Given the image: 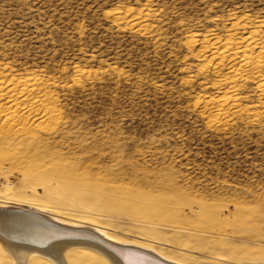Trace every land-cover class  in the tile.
I'll return each mask as SVG.
<instances>
[{"label":"rangeland","instance_id":"obj_1","mask_svg":"<svg viewBox=\"0 0 264 264\" xmlns=\"http://www.w3.org/2000/svg\"><path fill=\"white\" fill-rule=\"evenodd\" d=\"M6 193L190 264H264V0H0Z\"/></svg>","mask_w":264,"mask_h":264},{"label":"bare ground","instance_id":"obj_2","mask_svg":"<svg viewBox=\"0 0 264 264\" xmlns=\"http://www.w3.org/2000/svg\"><path fill=\"white\" fill-rule=\"evenodd\" d=\"M4 196L5 199H2V197L0 199V228L3 230H17V227L26 228L25 226H28L25 232H29L33 227L38 225L37 222L43 224L59 222L84 228L88 237L99 238L96 239L99 241H101L100 238L106 239L113 244L119 245V247L134 245L136 246L135 250L137 253L150 257L161 264H168L166 261L175 264H190L164 256L152 247L136 241L126 242L115 238L104 229L92 223L61 218L55 214L57 212L51 213L45 208L10 201L9 193H6ZM6 208H13L16 211H5ZM11 214H13L12 217L9 216ZM12 218L14 221L10 220ZM4 236L0 233V264H126L125 261L120 262L118 258H115L112 252L90 241L59 240L48 245L46 248H42L13 241Z\"/></svg>","mask_w":264,"mask_h":264},{"label":"water","instance_id":"obj_3","mask_svg":"<svg viewBox=\"0 0 264 264\" xmlns=\"http://www.w3.org/2000/svg\"><path fill=\"white\" fill-rule=\"evenodd\" d=\"M5 211L13 212L16 211V209L6 208ZM9 216L12 217L13 214ZM10 220L14 221L13 218ZM37 224L38 225L33 227L29 232H25L26 228L28 227L25 226L26 228L17 227V230H3L0 228V233L5 235L4 237L12 239L13 241L27 243L42 248H46L48 245L59 240L90 241L104 247L109 252H112L115 258H118L120 262L125 261L126 264H161L160 262L153 260L150 257L137 253L135 250L136 246L134 245L119 247V245L113 244L106 239L100 238L101 241H99L96 240L99 238L95 239L88 237L85 233V229L81 227L66 225L59 222L50 224L37 222ZM166 262H168V264H175L169 261Z\"/></svg>","mask_w":264,"mask_h":264}]
</instances>
